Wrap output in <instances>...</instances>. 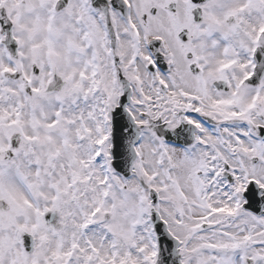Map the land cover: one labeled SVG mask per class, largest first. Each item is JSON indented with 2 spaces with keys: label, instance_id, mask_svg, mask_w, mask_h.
<instances>
[{
  "label": "snow or ice",
  "instance_id": "obj_1",
  "mask_svg": "<svg viewBox=\"0 0 264 264\" xmlns=\"http://www.w3.org/2000/svg\"><path fill=\"white\" fill-rule=\"evenodd\" d=\"M0 264H264V0H0Z\"/></svg>",
  "mask_w": 264,
  "mask_h": 264
}]
</instances>
